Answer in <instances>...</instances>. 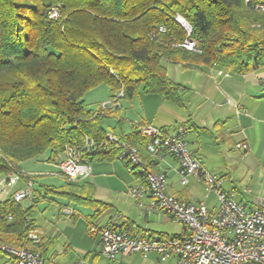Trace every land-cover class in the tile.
Here are the masks:
<instances>
[{"label": "trees", "instance_id": "trees-1", "mask_svg": "<svg viewBox=\"0 0 264 264\" xmlns=\"http://www.w3.org/2000/svg\"><path fill=\"white\" fill-rule=\"evenodd\" d=\"M260 6L264 0H0V181L28 160L45 156L57 163L68 147H83L86 137L104 141L105 118L113 111L91 110L84 100L100 85L110 89L111 98L123 92L128 100L143 92L181 106L183 87L169 78L166 62L237 74L263 67ZM53 9L57 18L51 17ZM179 16L191 26L190 33ZM186 40L194 41L198 51L179 46ZM116 135L139 150L151 173L158 171L164 153L152 155L150 139L137 127ZM116 155L115 150L97 151L88 160ZM94 189L90 183L66 181L46 191L93 207L96 220L111 205L97 200ZM37 229L34 204L0 199V255L3 246L43 255V246L29 236Z\"/></svg>", "mask_w": 264, "mask_h": 264}, {"label": "crops", "instance_id": "crops-1", "mask_svg": "<svg viewBox=\"0 0 264 264\" xmlns=\"http://www.w3.org/2000/svg\"><path fill=\"white\" fill-rule=\"evenodd\" d=\"M165 66L169 78L183 87L180 93L182 105L177 106L156 94L136 93L132 99H123L119 119L108 121V133L122 131L127 134L135 127L147 124L170 133L182 129L193 155L207 171L224 179L225 191L234 192L236 200L246 205H251L256 197L264 198V66L241 74L205 65L166 62ZM119 121L123 126H119ZM240 143L247 144L248 149L237 148ZM178 168L177 160L167 153L159 160L156 173L167 175V192L182 201L205 203L200 193L207 190L205 183L192 177L186 186L182 185ZM141 180L130 174L116 155L113 160L93 162L92 175L78 182L93 185L95 198L111 205L95 220L99 226H134L138 231L152 235H171L166 232L165 225L167 219H172L162 212L148 210L149 195L135 200L129 194L130 187L141 184ZM37 183L34 192L36 225L38 229L52 230L45 218L47 208L52 203L59 208L66 204L47 194L48 191L43 195L42 189L47 190V185ZM24 187V182H19L9 193ZM249 189L251 192H246ZM215 208L217 206L208 207L210 210ZM94 211L88 216L93 218ZM99 250L100 246L98 254ZM0 258V264H4L2 255Z\"/></svg>", "mask_w": 264, "mask_h": 264}, {"label": "built area", "instance_id": "built-area-1", "mask_svg": "<svg viewBox=\"0 0 264 264\" xmlns=\"http://www.w3.org/2000/svg\"><path fill=\"white\" fill-rule=\"evenodd\" d=\"M260 8L264 10V6ZM53 15L55 18L59 16L56 9H53ZM184 27L191 32L189 26ZM160 31L165 32V29L161 27ZM179 46L198 51L196 43L191 40ZM123 97L124 93L120 92L102 107H121L120 100ZM137 128L142 136L150 139L147 149L152 155L161 157L162 153H167L177 160V172L182 185L186 186L192 177L202 180L208 191L217 195L219 204L210 210L204 202L182 201L169 194L167 175L151 173L139 150L116 134L108 133L100 143L86 137L83 147L66 149L64 158L57 166V175L69 182L85 180L92 175V163L88 158L97 151L115 150L117 159L125 163L130 174L136 177L138 174L144 175V178L140 177L141 184L130 187L132 198L140 200L142 196L149 195V211L162 212L184 226V232L179 235H152L140 232L134 226L94 225L91 233L99 238L100 255L109 261H116L126 253H154L164 264H264V198L256 197L251 205H246L236 200L234 192L225 191L224 179L207 171L193 155L182 129L170 133L152 124ZM236 147L248 149L245 143L237 144ZM19 182H24L25 187L16 190L10 197L17 203L29 200L35 204L36 182L32 174L22 170L14 172L9 179L0 181V187L2 190L6 184L15 187ZM246 192L251 191L249 189ZM61 209L65 216L72 217L75 214L71 206ZM33 232L29 234L30 240L38 244V236ZM2 250L4 264H51L38 251L8 246H3ZM76 264L94 263L81 260Z\"/></svg>", "mask_w": 264, "mask_h": 264}, {"label": "rangeland", "instance_id": "rangeland-1", "mask_svg": "<svg viewBox=\"0 0 264 264\" xmlns=\"http://www.w3.org/2000/svg\"><path fill=\"white\" fill-rule=\"evenodd\" d=\"M51 12V17L55 18L53 15V10ZM179 17L185 20L183 17ZM179 17H177V19ZM109 97L110 89L106 85H100L94 89H91L84 96V100L89 109L94 111L101 109L100 111L103 110L105 112L113 111V116L105 118L104 125L108 129L109 119H119L120 116L118 111L121 110L123 101V99L120 100L121 107L115 108L110 106L109 108L104 109L102 106L107 104L108 101L112 99ZM59 163L60 160L57 163H49L44 156L37 159L28 160L21 163L19 166L26 174H32L35 176L36 186H38L37 182H42L47 186L49 185L56 187L59 185L63 186L66 183L64 178L57 175L59 172L57 168ZM1 180H5V178ZM12 188L13 186H8V184H6V188L3 190L0 187V198L5 199L7 198V195L11 196V193L9 192ZM43 188L44 190L42 189V192L44 195L47 193V191L45 187ZM38 189L41 190L40 188ZM207 190L204 189L200 191L202 200L205 201L209 208L218 206L219 201L217 195L213 192L209 193ZM47 194L55 198L57 201L62 202L63 204H69L76 210V214H74L72 217H68L62 213L61 208L64 206L59 208L56 203H52V205L49 203L51 207L49 206L47 208L45 218L46 221L50 223L52 230L40 227L33 232L34 235L38 236L39 239V243L36 245L43 246L40 251H42L43 256L48 259L51 264H76L82 259L93 261L96 264H164L157 259V255L154 253L148 255H143L140 253H126L125 255L119 256L116 261H109L108 259L102 257L100 254H98L99 246L97 237L91 233L94 225L99 227V222L88 216V214H91L94 208L75 205L60 197L59 195L53 194L51 192ZM27 202L30 201H24L25 204H27ZM165 227L166 232L171 235L175 233L177 235L181 234L182 227L184 228L182 224L169 219L166 220ZM45 247L46 252H44ZM2 257L4 259L5 256L2 255ZM1 259L2 258H0V260Z\"/></svg>", "mask_w": 264, "mask_h": 264}, {"label": "water", "instance_id": "water-1", "mask_svg": "<svg viewBox=\"0 0 264 264\" xmlns=\"http://www.w3.org/2000/svg\"><path fill=\"white\" fill-rule=\"evenodd\" d=\"M177 21L183 26H189L188 23L180 17H179V19H177ZM190 30H191V28H190Z\"/></svg>", "mask_w": 264, "mask_h": 264}]
</instances>
